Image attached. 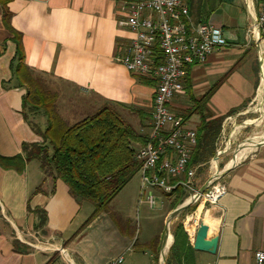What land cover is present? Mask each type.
Listing matches in <instances>:
<instances>
[{
  "label": "crops",
  "instance_id": "crops-1",
  "mask_svg": "<svg viewBox=\"0 0 264 264\" xmlns=\"http://www.w3.org/2000/svg\"><path fill=\"white\" fill-rule=\"evenodd\" d=\"M138 1L146 0H10V26L21 37L25 65L58 95V113L65 121L114 106L141 137L149 138L156 81L131 74L117 60L134 38L118 25L119 7ZM191 14L196 22L223 30L228 45L189 70L184 93L173 101L172 111L183 115L210 94L207 112L223 118L219 139L227 129L229 135L244 129L251 134L222 170L227 195L215 206L200 205L183 222L192 247L201 222L209 226V236L219 239L216 254L193 248L190 264H255L256 252L264 251V131L257 129L264 119V44L258 47L248 35L253 20L246 0H193ZM3 15L0 5V155L15 157L23 155L25 144H44L48 119L44 112H30L25 106L28 92L15 76L18 47ZM253 106L260 118L229 126ZM187 122L197 130L201 115L194 113ZM134 146L139 150L143 145ZM218 149L217 142L216 153ZM214 168L207 179L217 171ZM139 187L134 202L155 210L140 203L141 181ZM37 188L41 192L35 193ZM159 194L166 230L173 199ZM37 211L46 213L44 226ZM93 211L89 202L74 198L62 180L46 174L39 160L27 163L23 172L0 165V264H65L62 250L76 264H106L119 256L132 264L150 253L155 239L163 251V232L140 242L116 223L113 210L84 227ZM123 221L127 226L131 218L126 214ZM152 257L155 264L156 255Z\"/></svg>",
  "mask_w": 264,
  "mask_h": 264
},
{
  "label": "built area",
  "instance_id": "built-area-1",
  "mask_svg": "<svg viewBox=\"0 0 264 264\" xmlns=\"http://www.w3.org/2000/svg\"><path fill=\"white\" fill-rule=\"evenodd\" d=\"M246 3L253 20L248 35L261 47L264 44V0H246ZM118 15V25L134 33L127 50L118 56V62L131 74L151 78L157 84L151 134L148 143L136 153L141 175L140 203L154 209L157 204L154 190L167 195L181 186L186 193L182 204L190 207L219 204L228 193L224 172L219 171L217 175L216 171L206 182L199 181V165L193 164L198 132L182 115L172 111V103L184 93L189 70L228 45L223 30L210 23L196 22L188 0L123 3ZM228 149H218L217 157L224 156ZM211 161L218 162L214 158ZM62 251L65 264H76L65 250ZM106 264H126V258L119 256ZM255 264H264V251L256 252Z\"/></svg>",
  "mask_w": 264,
  "mask_h": 264
},
{
  "label": "trees",
  "instance_id": "trees-1",
  "mask_svg": "<svg viewBox=\"0 0 264 264\" xmlns=\"http://www.w3.org/2000/svg\"><path fill=\"white\" fill-rule=\"evenodd\" d=\"M9 2L10 0H0L4 9V23L14 34L18 47L15 76L19 85L27 89L26 108L30 106V112H44L48 124L42 133L44 144H25L23 155H0V165L5 169L23 172L27 163L39 160L46 174L62 180L74 198L93 205L94 211L84 224L86 227L100 214L111 213L113 201L140 172L134 145L140 143L144 146L148 139L141 137L114 106H104L95 114L74 124L65 121L58 113V95L51 92L42 80L35 79L25 65L21 37L10 26ZM188 2L192 12L193 0ZM209 96L210 94L196 102L192 110L182 115L186 121L194 113L201 115V123L197 129L198 145L193 156V164L196 166H203L215 157L222 129L223 118H213L207 112ZM39 192L41 188L35 191ZM165 196L174 199L172 209L175 210L184 202L186 193L183 187L178 186L173 193ZM195 210V207H189L182 215ZM36 213L39 215L40 225L44 226L47 221L46 213ZM157 244L155 239L150 247L156 249ZM192 251L189 236L181 222L175 228L174 244L167 264H190Z\"/></svg>",
  "mask_w": 264,
  "mask_h": 264
},
{
  "label": "rangeland",
  "instance_id": "rangeland-1",
  "mask_svg": "<svg viewBox=\"0 0 264 264\" xmlns=\"http://www.w3.org/2000/svg\"><path fill=\"white\" fill-rule=\"evenodd\" d=\"M255 108L256 106H253L251 107V109L247 110L249 112L248 114H244V115H241L233 119V121L229 123V126L232 127V124H235L237 127L243 126L244 123L248 119L260 118V114L255 111L256 110ZM91 114L92 112L87 113V114L85 112V114H83L82 116L80 117L77 116L78 118H75L74 120L68 123L74 124L82 120L84 117L90 116ZM257 129L259 131H264V119L262 120L261 127H257ZM228 130L229 129H227L226 136L218 140V145L222 150L225 149L227 146L230 147V149L218 162L219 170H217L218 171L217 175H219L220 174L219 171L224 170V167L230 162L231 159H233L235 152L239 149L238 147L242 145V142L244 141V139L251 134L250 129L248 130L244 129L243 131H240V132L236 131V132H233L234 134L232 133L231 135H229L231 132H228ZM252 130H254V128H252ZM250 142L251 141H249V143ZM243 146L244 148L246 147L245 145ZM234 161L231 164H233ZM34 164H38V162H35ZM231 164H229L227 167L229 168ZM214 166L215 164H213L212 161L208 162L207 164L203 166L202 165L199 166L198 173H197L199 181H201L202 183L204 181L206 182L208 180L207 178H209V176L215 171ZM140 181H141V175L138 173L134 177V179L131 181V183L128 185V187H126L125 191L121 193V195L118 196L116 200L113 202L111 211L113 210L114 212L113 218L115 219L116 223L123 228V230L132 231L133 234L139 238L140 242H146V240L150 239L151 237H154L155 235H158V236L161 235L162 232L165 235L166 230L162 223L164 212L162 213L160 211V207L162 205V202L160 200L162 196L161 194H159L160 191L157 192L158 191L157 190L156 192H154L155 196H157V199H158L155 210H149L147 209L148 207H146L145 205L144 206L140 205L141 206L140 207L137 202H134L133 197L136 195L137 191H139ZM200 205H203V204H198L192 207H195L197 211ZM209 206L210 205L205 204V208H208ZM126 214L131 218V221L130 223H128L127 226L125 225L123 221V217ZM191 215H190V212H186L185 215L181 214L180 216L172 220V222L169 225V229H170L169 236H171L172 239L174 237L176 226L181 222L183 223L186 220V218L190 217ZM147 216H149V218H146ZM188 224H189V228L191 227L193 230V228L195 227L194 221L190 219L188 221ZM158 236L157 238H159ZM156 247L157 245L155 246V248ZM171 248H169L170 250H168L169 252L167 253L168 255H166L167 257H169ZM156 249L157 250L155 249L153 250L152 248H150V253H148L147 255H142V257L139 260L132 261V264H154V258L152 257V254L156 255L155 264H163L162 260H164V256H163L164 248L162 252H161V245H159ZM128 264H131V261H128Z\"/></svg>",
  "mask_w": 264,
  "mask_h": 264
},
{
  "label": "water",
  "instance_id": "water-1",
  "mask_svg": "<svg viewBox=\"0 0 264 264\" xmlns=\"http://www.w3.org/2000/svg\"><path fill=\"white\" fill-rule=\"evenodd\" d=\"M214 159L218 160L217 155L215 156ZM189 207H190L189 204H182L170 214L167 220L163 247L166 246V243L169 237L170 223L172 222L173 219L177 218L180 214H182ZM209 231H210V228L206 223L201 222L199 224L196 230L195 237H194V244H193L194 250L199 251V252H206L209 254H216L217 249H218L219 239L218 237L213 236V235L209 236ZM167 260H168V257L166 256L163 260L164 261L163 264H167Z\"/></svg>",
  "mask_w": 264,
  "mask_h": 264
},
{
  "label": "bare ground",
  "instance_id": "bare-ground-1",
  "mask_svg": "<svg viewBox=\"0 0 264 264\" xmlns=\"http://www.w3.org/2000/svg\"><path fill=\"white\" fill-rule=\"evenodd\" d=\"M263 87H264V80H263ZM261 91H262V90H261ZM248 145H249V144H247L246 147H248ZM255 145H256V142H255L254 144H252V145L249 147V149H251V148L254 147ZM237 158H238V157H237ZM236 162H237V160H235L234 163L231 164L230 167H232L233 165H235ZM217 164H218V162L215 161V166H216V168H217ZM230 167H229V168H230ZM172 243H173V239H172L171 236H169V237H168V240H167V243H166V246L164 247V252H163V253H164V254H163L164 258H165L166 255H168L167 253L169 252L168 250H170L169 248H171ZM162 262H164V261L162 260Z\"/></svg>",
  "mask_w": 264,
  "mask_h": 264
}]
</instances>
